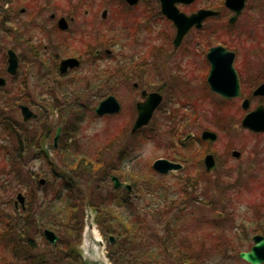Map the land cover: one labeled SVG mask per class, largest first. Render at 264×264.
<instances>
[{"label":"rangeland","instance_id":"374dc122","mask_svg":"<svg viewBox=\"0 0 264 264\" xmlns=\"http://www.w3.org/2000/svg\"><path fill=\"white\" fill-rule=\"evenodd\" d=\"M252 1L248 3V9L236 25L231 26L223 19H216L213 26L216 31L215 46L222 45L228 49L242 52L240 54V62L237 64L242 74L245 73L242 70L245 65L254 69L258 65V60L264 59L261 55L264 52V5L257 8L254 7L253 9L250 6L254 3ZM108 2L110 0H103L102 7L88 10L92 13L89 19L90 17L97 18L102 23L104 32H107V30L112 31L114 20L112 8L106 4ZM106 10L109 11V18L107 21H103L102 14ZM2 14L3 12L0 7V24L3 20ZM80 16L84 18V10H82ZM2 28L3 26H0V35L2 36L0 44V70L5 68L6 50L15 44L14 40L5 36ZM168 32L172 36V30L168 29ZM102 41L108 43V36H104V40ZM194 44L201 46L202 42L199 41ZM154 45H158V42H150L145 49L151 50L154 48ZM107 49L112 50L111 44H108ZM170 50H173V48H170ZM185 50L186 48L184 47L182 51ZM68 56L64 55L63 57ZM24 59L25 62H23L20 76L14 81L8 79L7 91L12 89L14 92L15 88L19 90L23 84L27 83L29 93L36 96L38 92H35V90L38 87L35 73L30 64L26 63L27 59ZM189 60L190 57L181 59L180 56L167 58L164 76L166 78L170 75H174V77L179 76L178 70L175 71L172 66L182 63L188 66L187 62ZM194 60V63L197 62V65H193L198 66V69L184 74L187 76V80L190 81L188 88H186L187 90H185V87L175 89L176 85H174L175 88L168 86L166 100H164L160 110L155 114L151 125L134 138L130 137V129L137 116L135 105L140 101V93L136 94L134 98L131 84L124 86L122 83L118 89H114L113 85L109 87L104 86V82L111 83L112 80L110 81L108 73L103 72L110 71L111 68L113 71V60L105 52H103L102 62L93 63L89 69H86L87 77L90 79L92 77L89 73L90 70L95 71L100 67L104 81L101 83V86L104 88L99 89L96 95L87 96V105L74 103L75 97L72 92L76 88L72 84H69V86L63 84L65 89H68L72 94L69 96L70 103L76 108L74 115L72 114L71 116L72 121L71 119L69 120L71 121L69 122L71 134L67 136L68 140L66 142L68 145L77 143V147L79 148H74L69 152L66 150V155L70 158L69 162L65 164L61 161L63 154L61 155L59 152L56 155V164L58 166L61 165L59 169H64L66 173H60L55 169L54 175L49 179L52 183L50 187L51 191H46L47 193L42 191L45 196L41 192L35 202L30 200L31 207L37 210V216H40L39 219L43 220L40 225L42 226L45 222H54L56 227H58L56 233L60 237L61 242L53 250L45 240L43 235L44 230L40 231L41 226L38 227L39 231L32 227L31 231L37 232V235L33 237L35 240H32L35 241L34 243L39 249V259L34 263L27 262L28 264H71L67 261L66 253L68 252L69 244L79 243L83 217L82 204L87 199V196H90V201L91 203L93 202L92 205L100 216L99 223L104 228V236L107 238L109 235L115 236L117 234L121 236L122 234L118 247L124 243L125 239L133 237L130 234L133 231L132 228L135 227L133 224L139 226L140 234H137L134 238L136 242L134 243L132 239L127 240L128 244H124V249L116 252V248L112 254L117 259V254L119 257V253L122 251V257H124L122 263L146 264L145 261L147 260L144 256L146 247L150 246L155 240H162V237L166 233H169L167 235L172 236L173 239L175 238L174 241H179V245L182 247V254H187L189 258H192V261L183 264H246L239 258V254L251 249L253 245L252 240L255 235L264 236V215L259 214L255 216L250 211V205L253 206L256 201L263 200L264 191L262 189V192H260L261 187L253 185L246 186V189L240 181L236 180L240 178L242 173L239 170V166L242 163L241 160L233 158L231 153L236 150L252 154L258 150L256 147L260 145H262L261 149L264 150V136H255L242 128L241 122L245 116V113L242 111V101L224 103L205 90L206 88L203 89L208 72L202 68V58L196 57ZM245 61L246 64L243 63ZM252 69H249V71ZM44 83L43 87L45 86V91L48 92L46 86H51V82L47 79ZM43 87L41 96L47 97ZM13 92L11 91L10 94L12 95ZM102 93L114 95L120 100L123 105V112L119 116L96 117L93 110L97 107L99 95ZM257 106L258 102H255L252 104L251 109L254 110ZM194 119H198L199 121L197 129H194ZM56 120H58L57 117ZM15 121L21 123V118H18V120L14 119ZM35 126L36 124L30 123L25 125L24 128L32 130L35 129ZM75 130L77 133H74ZM195 130L198 131V135H201L204 130L219 135L218 142L212 145V151L218 155L220 164L223 165L222 169L216 174L217 178H223L218 185L198 186L201 199L197 203L191 202V197L186 195L195 193L193 189L182 186L179 180H177L178 176L176 174H172L170 177H159L151 169L156 160L168 159V156L173 154L175 146L177 144L180 145L181 140H184L188 134L195 133ZM3 135V131L0 130V147L3 145L1 142ZM117 140L120 142V144L118 143L119 146L124 145L125 147L130 142L131 151L125 158V161L127 163L129 161L130 164L124 165L125 162L123 161L122 154L119 153L124 163V170L115 174L116 170L110 167L111 172L114 174L106 177L104 175H97L95 176L97 181L94 184L91 183L89 185L90 180L84 183L88 184L91 189H84L85 195L82 190L80 191L82 183L74 186L75 189L72 193L73 189H71L70 183L66 184L65 180L72 176L73 172H71V168H75L77 163H80L85 158L87 161L91 159L101 161L102 158L104 161L110 160V157H112L111 153H107L105 149L114 145ZM187 145L185 147L186 150L190 148L199 149L196 140L190 141ZM203 150L204 148L201 151ZM7 153L0 152V206L2 207L0 212V231L1 228L5 227L6 221L12 222L13 219L16 220L14 216L9 218L2 217L5 213L10 214L14 211L13 202L3 203V200L6 198L8 201H14L18 192H22L27 188L33 189V185L28 184L29 178L34 172V175H36L42 171L39 169L41 163L35 157L36 154L32 152L25 156L24 161H19V165L16 164V172H10L8 165L15 158L12 154L8 153L10 159H5ZM13 162L16 163V160ZM43 163L45 164V162ZM1 165L8 168L3 169ZM99 166L105 168L103 164ZM257 170H260L259 166H257ZM132 174L140 175L147 184L148 182L149 184L151 183V186H148L150 193L142 190L141 187L136 188L135 193L129 196L124 195L122 192L114 191L110 180L111 176H118L121 181H129L130 184H132L130 181H133L134 187H137L134 179L130 178ZM39 176L40 178L43 177V175ZM81 176L84 177L85 175L82 173ZM262 176L264 177V173ZM210 200H216L218 208H208L204 205L206 201ZM43 204L44 206L41 207ZM49 206H54L55 210L48 215L45 212ZM223 210H226L228 213L226 215L224 213V217L221 219L218 212L223 213ZM125 220H128V222ZM167 226L171 227V229ZM42 229L49 228L43 226ZM157 231L159 232L158 238H156L155 234ZM136 238H138V242ZM1 246L5 245L2 244L0 239ZM87 247L93 250H91V253L89 252L93 259L88 260L90 264L106 263L96 258V255L101 253L97 244L93 241L91 243L88 241ZM80 248L82 253L88 251L84 242ZM11 254L9 250L8 255L10 257H8V262H11ZM52 258H59V260L54 261ZM0 264H3L2 260Z\"/></svg>","mask_w":264,"mask_h":264},{"label":"flooded vegetation","instance_id":"af4514ba","mask_svg":"<svg viewBox=\"0 0 264 264\" xmlns=\"http://www.w3.org/2000/svg\"><path fill=\"white\" fill-rule=\"evenodd\" d=\"M173 1L177 2L174 6L181 14L187 17L197 16L196 24L184 36L178 47L175 45L178 29L174 22L163 12L164 3ZM231 1L110 0L106 4L112 8L114 17L112 31L107 30V32H104L103 25L97 18L90 17L89 19L92 13L88 11L102 7L103 0H0V7L3 12V20L0 26H3L2 29L5 32V36L15 42L10 49L6 50L5 68L0 70V81L4 83L0 85V130L4 134L1 140L3 145H1L0 149L4 152L11 153L16 159L17 165L21 161H24L28 153L33 152L36 154L35 157L37 160L41 163L39 169L42 170L36 175H34L35 172L33 173V189L27 188L17 193V196L23 194L25 199L24 205H16V200H14V211L10 214L5 213V218L14 216L16 220L13 219V221L19 220L21 222L25 218L24 213L28 211L33 214L32 216L38 215L37 210L31 207L30 200L35 202L42 191H51L50 187L52 183L49 179L54 175L55 169L60 168L55 161L56 155L59 152L61 155L63 154L61 161L65 164L69 162L68 160L70 158L66 155L67 151L69 152L70 149L79 148L77 144L68 145L66 142L68 140L67 136L71 134L69 122L72 121L71 116L76 111L75 106L70 103L69 96L73 94L75 97L74 103L87 105V96L96 95L99 89L104 88L101 86V83L104 82L103 73H108L110 81L112 80L111 83L104 82V86L109 87L113 85L114 89H118L122 83L124 86L131 84L133 88L132 93H134L133 97L135 98V95L140 93V101L135 105L137 112L135 121L138 117L137 105L145 102V94L150 95L156 93L162 96L163 100L156 110L157 113L163 105L164 100H166L168 86L175 88L174 85H176L175 89L185 87V90H187L186 88H188L190 81L187 80V76L184 74L190 71L194 72V70L198 69V66L193 65H197V62L194 63V58L196 57L202 58V68L208 72L203 89L206 88L205 90L209 91V93L224 103L242 101V111L245 113L243 120L258 108L264 107V94H257L258 90L264 85V59L258 60V65L254 69L245 65L242 70L246 74H242L237 65L240 62V54L242 52L228 49L222 45L215 46L214 44L216 33L213 27L214 21L216 19H223L231 26L236 25L244 16L249 7L248 3L252 0H245L243 10L239 15L234 10ZM252 2L254 3L250 6L253 9L254 7L257 8L264 5V0H253ZM82 10H84V18L80 16ZM105 13L106 17H104ZM108 18L109 11L106 10L102 14V20L107 21ZM234 20L235 22H233ZM168 29L172 30V36L169 35ZM104 36H108V43L102 41L104 40ZM152 41L158 42V45H154V48L151 50H146V46ZM199 41L202 42L201 46L197 44L196 46L194 43ZM1 42L2 36L0 35V44ZM108 44H111L112 50L107 49ZM184 47L186 50L182 51ZM216 47H223L228 53L234 54L233 68L237 74L241 88L240 98L225 99L215 93L210 87L208 78L211 73V64L208 60V55ZM170 48H173V50H170ZM9 52H13L18 60V71L15 75L9 73ZM103 52L112 58L113 71L111 68L110 71L101 73L100 67H98L95 71L90 70L89 73L92 77L88 79L86 69H89L93 63L102 62ZM64 55L69 56L63 57ZM261 55L264 57V52ZM179 56L181 59L190 57V60L187 62L188 66L183 65V63L176 66L173 65L172 68L175 71L178 70L177 73L179 76L174 77V75H170L171 77L166 78L164 76V70L166 68L167 58H176ZM24 58L27 59L26 63L30 64L35 73L38 87L35 90V92H38L36 96L29 93L27 83L23 84L19 90L15 88L14 92L12 89L7 91L9 80L14 81L20 76L23 62H25ZM68 59H76L79 62V66L71 68L65 74H62L60 64L63 60ZM243 63L246 64V61ZM249 69L252 70L249 71ZM47 79L51 82V86H46L48 92L45 91V86L43 87ZM63 84L68 86L72 84L76 90H73L71 94L68 89H65ZM42 87L47 97L41 96ZM11 91L13 92L12 95L10 94ZM104 94L99 95V103L109 96H114L107 95V93ZM114 97L120 103L121 111L117 115H113V117L119 116L123 112L122 103L116 96ZM246 101L249 102V108L247 110L243 108V104ZM255 102H258V106L252 110V104ZM22 107H27L37 118L25 122ZM66 110L70 111L69 120L71 119V121L68 120V115L65 114ZM56 117L58 120H56ZM18 118H21V123L14 122V119L18 120ZM194 120V129H197L199 121L198 119ZM135 121L130 129L131 138L136 136L131 134ZM30 123L36 124L35 129L28 130L24 128L25 125ZM147 128H144V130ZM144 130L140 132H144ZM58 131L59 139L56 144L55 140ZM75 132L77 133L76 130ZM206 132L214 133L204 130L201 135H198V131L195 130V133L188 134L184 140H181L180 145L177 144L175 146L173 154L168 156L167 159L170 162L180 165L182 167L181 170L159 176L170 177L172 174H176L178 176L177 180H179L182 186L193 189L195 193L186 195L191 197V202L196 203L201 199L198 186H208L209 184L218 185L221 179H223L216 177V174L222 169L223 165L220 164L218 155L212 151V145L218 142L219 135L214 133L217 135V140L211 142L204 140L203 135ZM247 132L255 136H264V132ZM192 140L197 141L199 149L190 148L186 150L185 147ZM118 143L120 144L117 140L114 145L105 149L107 153H111L112 157H110V160L104 161L102 158L100 161L104 166L115 169V174L124 170V165L130 164L129 161L128 163L125 161L126 155L128 156L131 151L130 142L126 144V147L123 144H121L123 146H119ZM203 148L204 150L201 151ZM256 148L258 150L252 154L250 152L249 154L248 152L234 150L231 156L236 160H241L242 163L239 166V170L242 173L240 178L236 180L240 181L245 188L250 185L261 187L260 192H262V189L264 191V188H262L264 187V177L262 176L264 173V150L261 149L262 145ZM47 150L52 153V159L45 157V151ZM235 152L239 153L238 157L234 156ZM119 153L122 154L125 164L119 156ZM208 158H212L209 164L210 167L215 166L212 170H208ZM257 166H259L260 170H257ZM45 169L47 170L45 171ZM59 172L61 173V171ZM39 175H43V177L40 178ZM113 177L114 175L111 176L110 180L114 186V182L112 181ZM118 179L123 184H129V181H121L119 177ZM114 191L122 192L124 195H130L124 186L119 189L114 187ZM43 195L45 196V194ZM262 199V201H256L253 206L250 205L252 215H264V198ZM7 202L8 200L5 198L3 203ZM204 205L208 208H218L216 200L206 201ZM222 212H218L221 219L224 217V213L225 215L228 213L226 210ZM10 223L6 221L4 224L5 227L1 228L0 231L1 242L5 245L0 247V261L2 260L3 264L7 262L8 257H10L8 255V251L10 250L12 253L11 258L16 257L19 260L23 259L27 262L32 259V263H34L39 259V249L34 243L35 241H33L35 240L33 237L37 235V232L29 229L26 232L27 235L23 237L24 240L14 242L12 247L9 248L7 246V228ZM168 228L171 229V227ZM170 233L173 234L174 232ZM155 234L157 236L156 238H158L159 232L157 231ZM167 234L169 233H166L162 237V240H155L150 246L146 247V251L144 252L147 260L145 261L146 264H183L182 247L179 245V241H174L175 238L173 239L172 236ZM121 236L116 234L115 236L109 235L107 238H104L105 255L107 258L106 264H127L125 262L122 263L124 258L122 257V251L119 253V257L117 254V259L112 255L116 248V252L124 249L123 246L125 243H122L118 247ZM14 245L18 246L17 250L13 247ZM52 249L55 250L54 247ZM67 251L66 256L70 263L82 264L79 254L75 250L71 251V249H67Z\"/></svg>","mask_w":264,"mask_h":264},{"label":"water","instance_id":"95a60500","mask_svg":"<svg viewBox=\"0 0 264 264\" xmlns=\"http://www.w3.org/2000/svg\"><path fill=\"white\" fill-rule=\"evenodd\" d=\"M231 0H229L230 2ZM234 10L237 15L241 13L244 7L245 0H232ZM176 1L164 3L163 12L167 17L174 22L176 28L178 29V36L175 41L176 47H178L184 36L188 31L196 24L197 16L187 17L181 14L174 4ZM106 17V13L104 14ZM235 22V20L233 21ZM198 26V25H197ZM208 60L211 64V73L208 78L211 89L221 95L223 98L231 100L241 97L240 84L237 78V74L233 68L234 54L228 53L223 47H216L211 50L208 55ZM79 66V62L76 59L64 60L60 64V70L62 74H65L69 69ZM18 71V60L13 52H9V73L12 75L17 74ZM3 81H0V85H3ZM257 94H264V85L258 90ZM145 102L139 103L137 105L138 117L132 129V134H136L138 131L148 126L153 118V115L157 108L162 103V96L153 93L150 95H144ZM243 108L247 110L249 108V102L246 101L243 104ZM121 111V105L114 96L108 97L106 100L102 101L99 106L95 109V113L98 116L104 115H114ZM24 121L28 122L36 119L34 115L27 107H22ZM243 128L250 130L254 133L264 132V107L258 108L256 111L250 113L242 122ZM60 131V130H59ZM58 131V136H59ZM57 136V138H58ZM204 140H209L215 142L217 140V135L214 133L206 132L203 135ZM235 157L239 156V153H234ZM212 158H208V170H212L215 166L210 167V162ZM181 166L171 163L167 160H158L154 163L153 169L160 174H168L172 171L181 170ZM115 183V188L123 186L117 178H113ZM126 189L130 190V187L125 186ZM23 195L18 196L19 203L24 205ZM45 237L51 245H55L59 238L55 233L47 230L45 232ZM254 247L249 252L241 253L239 258L248 264H264V237L257 236L254 238Z\"/></svg>","mask_w":264,"mask_h":264},{"label":"trees","instance_id":"16d2710c","mask_svg":"<svg viewBox=\"0 0 264 264\" xmlns=\"http://www.w3.org/2000/svg\"><path fill=\"white\" fill-rule=\"evenodd\" d=\"M75 144H77V143H75ZM0 152L3 153V151L1 149H0ZM15 160H13V161H15ZM13 161H11V163ZM11 163H10V165H8L9 168L6 167V166H2V165H1V168H3V169L8 168V169H10V172H12V173L13 172H16L17 171V168L15 167L16 166V163L15 162H13L12 164ZM100 164H102V163L99 160H96V159H93L92 160L91 159V160L87 161L86 158H85L80 163L78 162L77 163V166H75V168L72 167L71 168L72 169L71 172H73L72 176H70L69 178H66L65 179L66 180V184H69L70 183L71 189H73L71 192L72 193L74 192V189H75L74 186H76L78 184H81V183L83 185H82V188L80 189V191L82 190L83 193H84V189H86V188H88L89 190H91L90 187L88 186V184H84L87 181H89V177L87 178V175H89L90 178L92 179V181L90 180L91 182L89 184V185H91V183L94 184L97 181V178L95 177L97 175H100V176H103L104 175L106 177V176H110L111 174H114V173L111 172V169H110L109 166H105V168H104V167L99 166ZM102 170H103V172H102ZM64 173H66V171ZM82 173L85 175L84 177L81 176ZM130 178L132 180L134 179L135 184H137V187L136 188L141 187L142 190H146L147 192L150 193V190H148V186H151V183L149 184V182H148L149 185L147 183H145L143 181V179L141 178V176L138 175V174H136V175L135 174H132ZM74 182H75V184H73ZM67 189H69V188H67ZM84 195H85V193H84ZM86 198L87 199H85L83 205L86 204V203H88L90 207H94L92 205L93 202L91 203V201H90V196H87ZM53 207H47L48 209L46 210L45 214H50L51 212H54L55 208H53ZM52 208H53V210H52ZM94 209H95V207H94ZM39 220H40V223L43 222V220H41V219H39ZM123 221H124V219H123ZM125 221L128 222V220H125ZM121 223H123V222H121ZM98 224L100 226L99 220H98ZM43 226H46L47 228L52 229V230H58V227H56V224H54V222H52V221L45 222L43 224ZM133 226H135V227L132 228L133 231L130 233V234H132L133 237H131V238L127 239V240L132 239V241L135 243L136 241H134V238L136 237L137 234H140V231H139L140 229H139V226H137V224H133ZM101 232L103 234L105 232L103 227H101ZM0 239H1V236H0ZM127 240L125 239L123 242L125 244H128ZM136 240L138 242V238H136ZM233 242H235V241H233ZM131 244H132V242H131ZM9 245L7 244V246L9 248H11L12 245H13V243L12 244H9ZM13 247L16 248V250L18 249V246H15L14 245ZM54 249H56V248H54ZM52 259L54 261H58V259H54V258H52ZM10 261L11 262H8V260H7V262H4V264H28L27 261L22 260V259L19 260L16 257L15 258H12ZM188 261H192V258H189L187 256V254H183V256H182V263H185V262H188ZM72 264H74V263H72ZM187 264H189V263H187Z\"/></svg>","mask_w":264,"mask_h":264},{"label":"bare ground","instance_id":"6f19581e","mask_svg":"<svg viewBox=\"0 0 264 264\" xmlns=\"http://www.w3.org/2000/svg\"><path fill=\"white\" fill-rule=\"evenodd\" d=\"M153 120V119H152ZM152 120H151V122H150V124L152 123ZM150 124H149V126H150ZM57 136H58V133H57ZM57 136H56V140H55V142H56V144H57V142H58V139H59V136H58V138H57ZM72 145H74V143L72 144ZM70 151H71V149H70ZM46 152V154H45V157L48 159V158H50V159H52L51 157H52V153H50L48 150L47 151H45ZM9 154L7 153V157L5 158V159H10L9 158ZM55 156V155H54ZM85 158V157H84ZM59 165H60V163H59ZM60 168H61V165L59 166ZM63 167V166H62ZM57 171H60L58 168H57ZM89 177V180H91L92 181V179H90V176L89 175H87V178ZM113 178H117L118 179V177L117 176H114ZM113 178H112V181H113ZM119 180V179H118ZM90 181V182H91ZM42 182H43V180H42ZM114 182V181H113ZM120 182V181H119ZM132 184H123V183H121L123 186H124V188H125V186H128V187H130V190H128V189H126L127 191H128V194H130V195H132V194H134L135 193V189H136V187H134V185H133V181H130ZM28 184H31V185H33L34 184V182H33V174H32V176H30V178H29V183ZM115 187V183H114V186H113V188ZM122 187V186H121ZM116 189H119V188H116ZM16 198H17V196H16ZM8 200V199H7ZM16 200V199H15ZM8 202H13V201H8ZM20 204V203H19ZM18 204V205H19ZM7 206V205H6ZM44 206V204L41 206V207H43ZM49 207H51V206H49ZM54 208V207H53ZM1 209H2V207L0 208V212H1ZM82 209H83V217H82V228L81 229H83V225H84V223H83V219H84V217L86 216V212L89 210V209H91L92 210V212H93V214H94V216H95V220L92 222V223H90L92 226H94V227H98V231H99V233L101 234V237L104 239L105 238V236H104V234L101 232V227L99 226V224H98V220H99V214H98V212L96 211V208L94 209V207H90L89 206V204L88 203H86V204H82ZM53 210V209H52ZM30 211H28V212H26V213H24V216H25V218L21 221V222H19V220L18 221H13V222H11L9 225H8V228H7V236H8V240H7V244L9 245V244H12V243H14V242H18L19 240H22L23 239V237L24 236H26L27 235V231L29 230V229H31L32 227L33 228H36V229H38V227L39 226H41L40 225V220H39V218H40V216H32L33 214L32 213H29ZM52 213V212H51ZM1 215V214H0ZM30 215V216H29ZM49 215V214H48ZM5 215H3L2 217H4ZM1 217V218H2ZM41 217H43V216H41ZM35 221H37V223H35ZM42 227H43V225L40 227V231L41 230H44V233H43V235H44V237H45V232L47 231V230H49V231H51V232H53V233H55V235L59 238V240H58V242L56 243V245H51L48 241H47V239H46V237H45V240L47 241V243L53 248H55L60 242H61V239H60V237L57 235V233H56V230H52V229H42ZM86 232H87V235H86V238H90L91 240H95V242L96 243H99V241H100V243H101V240H100V238H99V236L97 235V233H96V231L95 230H92L93 228H91L90 226H89V224H87L86 225ZM38 231H39V229H38ZM82 232V230L80 231V233ZM105 241V240H104ZM75 244H79V243H75ZM72 245H74V243H71V244H69V248L68 249H70L71 248V246ZM102 245V248H103V244H101ZM10 246V245H9ZM107 246V245H106ZM27 247V246H26ZM241 253H244V252H241ZM240 253V254H241ZM240 254H239V256H240ZM49 256V255H48ZM54 259H58L59 260V258H54ZM68 261V260H67ZM30 262H32V261H30ZM69 264V263H68ZM72 264V263H71ZM246 264H248V263H246Z\"/></svg>","mask_w":264,"mask_h":264}]
</instances>
